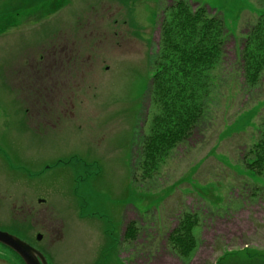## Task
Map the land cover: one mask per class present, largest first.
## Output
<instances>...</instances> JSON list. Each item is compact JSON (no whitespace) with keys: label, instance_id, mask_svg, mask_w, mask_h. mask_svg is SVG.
<instances>
[{"label":"rangeland","instance_id":"374dc122","mask_svg":"<svg viewBox=\"0 0 264 264\" xmlns=\"http://www.w3.org/2000/svg\"><path fill=\"white\" fill-rule=\"evenodd\" d=\"M180 5L222 23L223 54L189 140L144 164L163 114L161 35ZM262 17L264 0H0V231L47 264H264V173L248 170L264 69L253 88L240 76L242 43ZM80 26L78 41L95 36L77 86L61 89L71 114L45 127L26 100L55 97L50 42ZM194 225V249L179 255ZM0 264L21 263L0 246Z\"/></svg>","mask_w":264,"mask_h":264},{"label":"trees","instance_id":"16d2710c","mask_svg":"<svg viewBox=\"0 0 264 264\" xmlns=\"http://www.w3.org/2000/svg\"><path fill=\"white\" fill-rule=\"evenodd\" d=\"M178 9L179 12L172 16L168 28L166 26L161 35L153 95L163 114L154 119L151 133L144 141V164L152 163L161 153L189 140L195 126L205 116L210 89L215 85L211 72L221 62L223 54L225 33L222 23L206 15L203 8L195 13L183 5ZM246 37L242 43L240 76L246 87L253 88L264 69V17ZM167 115H172L171 121H168L170 116ZM254 148L251 154H254L255 160L252 164L248 163V170L263 174L264 119L258 144ZM189 227L187 237L190 242L179 255H187L194 249L191 230L195 225Z\"/></svg>","mask_w":264,"mask_h":264},{"label":"flooded vegetation","instance_id":"af4514ba","mask_svg":"<svg viewBox=\"0 0 264 264\" xmlns=\"http://www.w3.org/2000/svg\"><path fill=\"white\" fill-rule=\"evenodd\" d=\"M87 26L88 25L85 27ZM82 28L83 26L77 27L75 35L62 38V35L58 34L55 39L51 40L50 44L52 42L54 43L51 46V48L53 47V51H49V58L51 59V72L49 78L52 81V90L54 89L56 94L54 93V98L38 100L33 104H28L30 101L26 100L27 105L25 108V113L27 116L29 115L31 117L33 122L41 124L45 127H55L54 124L59 122V117L71 114L74 99L73 97L72 99L69 98L67 95H63L64 98H61V89L66 91L68 83L72 88L77 86V82L73 81L72 79H75L76 74L83 72L82 69L84 59H88V56L83 54V45L85 44L84 42L92 41L91 38H94L95 36L93 35L95 30H91L88 34H84V37H89L90 40L78 41V33L82 30ZM97 36L99 35L97 34ZM60 37L62 38V42L59 40V44H57ZM79 42H83L81 43V46L77 45ZM38 59V64L40 65V56ZM70 75L73 77L71 78ZM36 82H38V80H36ZM33 213L35 214V210L27 207V214Z\"/></svg>","mask_w":264,"mask_h":264},{"label":"water","instance_id":"95a60500","mask_svg":"<svg viewBox=\"0 0 264 264\" xmlns=\"http://www.w3.org/2000/svg\"><path fill=\"white\" fill-rule=\"evenodd\" d=\"M40 238V236L37 237L38 240ZM0 245L11 250L22 260L23 264H47L40 252L7 232L0 231Z\"/></svg>","mask_w":264,"mask_h":264}]
</instances>
